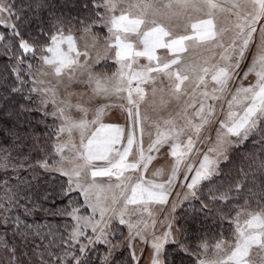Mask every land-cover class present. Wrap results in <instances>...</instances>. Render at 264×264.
<instances>
[{
  "label": "snow or ice",
  "instance_id": "obj_1",
  "mask_svg": "<svg viewBox=\"0 0 264 264\" xmlns=\"http://www.w3.org/2000/svg\"><path fill=\"white\" fill-rule=\"evenodd\" d=\"M14 8L0 0V264H264V0ZM99 24L81 50L73 30Z\"/></svg>",
  "mask_w": 264,
  "mask_h": 264
},
{
  "label": "trees",
  "instance_id": "obj_2",
  "mask_svg": "<svg viewBox=\"0 0 264 264\" xmlns=\"http://www.w3.org/2000/svg\"><path fill=\"white\" fill-rule=\"evenodd\" d=\"M10 3H14L16 5V8L13 9V11H20L22 9L24 16H30L31 13L29 12L27 8V4L29 3V0H9ZM48 2L52 5H55V12L57 15H64L67 17H75L77 15L80 16H86L88 13L83 8V4L85 0H48ZM89 5L91 6L94 2V0H87ZM96 3H101V0H95ZM101 8L99 11L101 12ZM50 15V13L45 12L44 17L45 19ZM95 15V13H93ZM98 19V17H97ZM98 25L95 26V29H97ZM83 31L81 28H76L73 30L74 33H79ZM4 29L0 28V34H3ZM9 43V40L0 41V72L4 69V62L7 60V57L4 55V47L3 45ZM27 120L31 121L32 125L36 129V134L39 135L42 139H44V133L48 131L50 127H52L51 120L47 118L48 123L45 124L41 120V112L40 111H33L30 114H26ZM8 127H12V122H8ZM4 127L3 120H0V128ZM257 149L253 147L252 144H249L246 149H244L242 152H239V157L246 156L251 152H255ZM238 155V154H237ZM0 175H2V171H0ZM63 178H55L53 180V183H59V181ZM78 197V193H73L72 198L75 200ZM41 220V223L44 222L43 218L38 217ZM49 221H52V217L47 218Z\"/></svg>",
  "mask_w": 264,
  "mask_h": 264
},
{
  "label": "rangeland",
  "instance_id": "obj_3",
  "mask_svg": "<svg viewBox=\"0 0 264 264\" xmlns=\"http://www.w3.org/2000/svg\"><path fill=\"white\" fill-rule=\"evenodd\" d=\"M101 3H102V0H101ZM101 13L102 12H104V9L101 7ZM4 17L3 16H0V20H2ZM3 29V28H2ZM73 35L75 36V38H76V41H77V44H78V47L81 49V50H83L84 49V47H85V44H89V45H91V43L93 42V39L94 38H101L100 39V43L102 44L103 43V39H102V37H104V36H106L107 35V29H105L104 27H103V24H99L98 25V27H97V29H95L94 30V32L92 33V35H89V34H87V33H85L84 32V30L83 31H81V32H79V33H74L73 32ZM105 64H111L112 63V61L109 59L108 61H106V62H104ZM92 67L93 68H95V69H102V65H95V64H93L92 65ZM112 71H115V67L113 66L112 67ZM107 75H111V71H109V72H107ZM254 80V77L253 76H250L247 80H245L244 81V84L245 85H247L250 81H253ZM52 109H51V107H49V111H51ZM48 119H50L51 121H52V117L51 116H49L48 117ZM106 119V122H119V123H123L124 122V118H123V116L121 115V113L119 112V110H113V112H111V113H109V117H106L105 118ZM213 135H214V132H213ZM146 139H147V137H146ZM249 144H251V143H249ZM248 144V145H249ZM203 150H206V148L203 146V145H201L200 146ZM238 155H237V157H239V154L240 153H237ZM154 164H155V162H154ZM151 167V166H150ZM102 182H107L106 180H104V181H102ZM81 199V203H83V200H82V198H80ZM187 207V205H185V208ZM84 210L82 209V212H83ZM177 211L178 212H182L183 211V209H181V208H178L177 209ZM84 214H87L86 212L84 213ZM157 220L159 221V220H163V218H164V213L163 212H158L157 213ZM37 222H39V223H41V220L39 219V218H37ZM208 223H211V221L209 220L208 221ZM225 223V225L227 224V221H225L224 222ZM160 227V225H159V223L157 224V228H159ZM219 231H220V229L219 228H217L216 229V232H217V234L219 233ZM124 232H125V235L127 234V229L125 228L124 229ZM117 235H119V233L117 234ZM121 239H123V237H120ZM135 244H136V246H137V249H139V247H140V245H139V242L138 241H136V242H134ZM215 243V241L211 238V233L209 234V245L211 246L212 244H214ZM101 249L103 248V246H99ZM207 258H209V259H211V258H213V256H212V253L211 252H209L208 254H207ZM141 264H144V261L142 260L141 261Z\"/></svg>",
  "mask_w": 264,
  "mask_h": 264
}]
</instances>
